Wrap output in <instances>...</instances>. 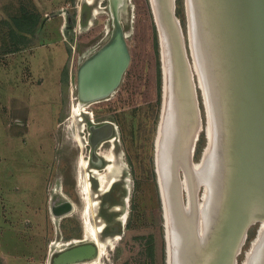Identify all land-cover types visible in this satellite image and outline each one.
Masks as SVG:
<instances>
[{
  "label": "rangeland",
  "instance_id": "1",
  "mask_svg": "<svg viewBox=\"0 0 264 264\" xmlns=\"http://www.w3.org/2000/svg\"><path fill=\"white\" fill-rule=\"evenodd\" d=\"M51 1L44 21L51 23L49 33L53 37L43 42L47 48L28 53L20 51L44 36V27L37 29L39 2L0 3V264H47L51 253L88 239L85 217L94 229L100 228L96 239L106 248L98 264H165L154 172L162 78L150 1L122 0L120 7L116 2L130 55L128 68L110 98L86 105L76 118L71 117V109L77 104L76 72L109 40L110 4L109 0ZM173 8L190 61L185 0H173ZM61 11L66 13L63 18H59ZM29 26L35 29L27 30ZM24 54L31 56H26L30 62L17 60ZM33 66L34 71L46 76V90L57 92L51 99L53 106L47 104L52 107L50 111L38 104L31 110L9 102L12 97L24 100L19 90H25L22 83L30 77L32 85L43 82L42 78L35 79L30 70ZM195 94L203 129L206 119L197 87ZM36 97L30 102L36 103ZM106 125L114 129L110 139L92 144L91 128ZM205 145L201 131L193 162L199 161ZM81 154L89 162L88 170L82 173L77 168ZM111 154L112 168L106 172L110 163L102 156ZM92 155L96 161L91 160ZM95 171L106 181L115 178V182L101 186ZM86 180L90 184L87 192L83 188ZM258 227L256 223L246 229L235 264L245 261Z\"/></svg>",
  "mask_w": 264,
  "mask_h": 264
},
{
  "label": "water",
  "instance_id": "2",
  "mask_svg": "<svg viewBox=\"0 0 264 264\" xmlns=\"http://www.w3.org/2000/svg\"><path fill=\"white\" fill-rule=\"evenodd\" d=\"M149 1L162 78L154 172L165 264H235L246 229L256 223V238L242 264H264V0H185L190 61L173 0ZM117 49L125 62L116 84L87 105L110 98L130 62L126 36L112 21L107 43L77 69V100L80 85L83 93L89 91L85 82ZM196 87L203 100V129ZM201 131L206 145L195 163ZM88 244L84 237L59 251L61 264H82L75 259L86 255Z\"/></svg>",
  "mask_w": 264,
  "mask_h": 264
},
{
  "label": "bare ground",
  "instance_id": "3",
  "mask_svg": "<svg viewBox=\"0 0 264 264\" xmlns=\"http://www.w3.org/2000/svg\"><path fill=\"white\" fill-rule=\"evenodd\" d=\"M116 2L120 3L119 7L123 4L122 0H109V4H110L109 8H110L112 21L115 22V25L119 26L120 22H119V19L117 17V14H116V10H118L119 7L117 6L118 3H116ZM115 7L116 8L118 7V8L114 10ZM104 57H103L104 59H103L101 65L99 66V68H102V71L99 72V70H98L99 68H98L96 70L95 76L93 78H91L90 80H87L84 84L85 88L90 89V90L83 93L82 87L80 85V100L76 99L77 104L74 105V107L71 109V117L72 118H76L77 116H81V114L84 113L85 106L87 105L86 101L89 100L93 95L98 94V93L104 91V89L116 84V79L119 75L120 70L122 69V67L124 65V62H125V55L122 54V51L120 49H117L115 51L114 58H112V57L110 58V54H106ZM97 77L100 78V81L97 80ZM121 82H120V84H121ZM87 92H89V93H87ZM74 122H75V120H74ZM113 130L114 129L108 125L103 126L101 128H91V143L96 144L102 139H107V138L110 139V136H111V133L113 132ZM80 139H81V137H80ZM154 144H155V142H154ZM102 157H104V159L110 163V165L107 166L106 172L111 171V168H112L111 163L113 162L112 154L106 155V156L104 155ZM91 160L96 161L97 160L96 156L92 155ZM88 166H89V162L86 160V157L83 154H81L79 156V160H78V164H77L78 171L80 173L85 172L87 170ZM94 173L98 176V181L101 184V186L106 185V187L107 186L109 187V185H111L113 182H115V178H111L108 181H106L107 178L104 177V175L98 174L96 171ZM79 177H82V176L79 175ZM88 177H90V176H88ZM87 180L84 181L85 184H84L83 188H84L85 192H87L88 188H90L89 187L90 184ZM78 183H79V181H78ZM81 190H83V189L81 188ZM186 196H187V193H186ZM85 199L87 200V198H85ZM186 206L188 209L189 208L188 198H187V205ZM65 208H67V206ZM199 218L201 219V231L203 233L202 209H201V215L199 216ZM83 224H84L85 233L88 237L86 242H92V246L90 244L86 245V247H87V250L85 252L86 255H84V257L82 259H75V260H81L83 262L82 264H98V259L104 255V248H105V246L102 243L98 242L96 239L97 233L100 231V228L94 229L91 226V224L88 222L87 217L84 218ZM262 228L263 227H261V229ZM259 232H260V230H259ZM200 239H201V237H200ZM115 240L116 241L119 240V237H116ZM74 243H76V242H74ZM93 246H95L96 250L93 249ZM58 252L59 251H55L49 255V259H48L47 264H61V260L58 257L59 256ZM71 262H73V261H65L64 263H71Z\"/></svg>",
  "mask_w": 264,
  "mask_h": 264
},
{
  "label": "crops",
  "instance_id": "4",
  "mask_svg": "<svg viewBox=\"0 0 264 264\" xmlns=\"http://www.w3.org/2000/svg\"><path fill=\"white\" fill-rule=\"evenodd\" d=\"M39 3H38V10H37V13H38V15H40L41 17V19L39 20L40 21V23L38 24V27H37V29L39 30L40 28H41V26H43L44 28V30H43V35L44 36H41V38L39 39V41H38V43L36 42V43H34L35 45H32L31 44V47H29V49H24V50H22V51H20V52H25V53H28V52H26V51H28V50H34V51H36L37 49H39V47L40 48H43V47H45L47 44H45V43H43L45 40H48V38H50V37H53L49 32H51V30H52V27H51V23L49 22V20H45L44 21V19L46 18V16H47V9L53 4V2L51 1V0H37ZM0 3H2V0H0ZM66 13L63 11H61V14L59 15L60 17L59 18H63L64 17V15H65ZM51 21V20H50ZM42 23H43V25H42ZM29 27H31V28H29ZM28 28H27V30H33V29H35L34 27H32V26H29ZM37 31V30H36ZM46 32V33H45ZM28 34V33H27ZM50 34V35H49ZM24 37H26V36H24ZM60 37V36H59ZM48 46H46V48H47ZM45 48V49H46ZM26 56H28V57H31L29 54H24L23 56H22V58H21V56H19L18 57V61L20 60V61H23L22 59H27L29 62H30V60L28 59V57H26ZM20 64H22V63H20ZM34 67L35 66H33V69H32V67H30V70L31 71H34ZM3 68V65L1 66L0 65V70ZM34 77H35V79H40V78H42L43 79V82H41L40 84H35V85H32V82L30 81L32 78L30 77L29 78V81L28 82H25V83H22V88H24V87H26L25 88V90L22 92L21 90L22 89H20L19 91V94H23V96H24V100L23 101H18V100H16V98L15 97H12V98H10L9 99V102L10 101H13V102H16L17 104H15V105H12V106H16V105H18V107L19 106H23V107H27V108H29V109H31V110H34V108H35V105H41V106H45V107H47L48 109H49V111L52 109V107H49L48 105L49 104H51L52 105V102H51V99H52V97L53 96H55L56 95V93L57 92H55V94L53 93V92H48L47 90H46V86H47V78H46V76L44 75V73H41V74H39V71H34ZM34 89H37V91L35 92V90ZM16 94H18V90H16ZM37 96L36 97V99H37V102L36 103H31L30 102V100L34 97V96ZM9 98V97H8ZM9 102H7V103H9ZM1 104L2 103H0V106H1ZM48 104V105H47ZM3 105V104H2ZM9 105H11V104H9ZM34 106V108H33V106ZM53 106V105H52ZM82 240V239H81ZM81 240H77L76 241V243H72L71 245H73V244H77V243H80L81 242ZM70 245V246H71ZM69 247V246H68Z\"/></svg>",
  "mask_w": 264,
  "mask_h": 264
},
{
  "label": "flooded vegetation",
  "instance_id": "5",
  "mask_svg": "<svg viewBox=\"0 0 264 264\" xmlns=\"http://www.w3.org/2000/svg\"><path fill=\"white\" fill-rule=\"evenodd\" d=\"M87 170H88V168H87Z\"/></svg>",
  "mask_w": 264,
  "mask_h": 264
},
{
  "label": "trees",
  "instance_id": "6",
  "mask_svg": "<svg viewBox=\"0 0 264 264\" xmlns=\"http://www.w3.org/2000/svg\"><path fill=\"white\" fill-rule=\"evenodd\" d=\"M178 14H179V12H178Z\"/></svg>",
  "mask_w": 264,
  "mask_h": 264
}]
</instances>
